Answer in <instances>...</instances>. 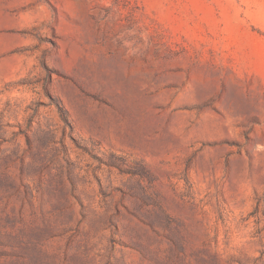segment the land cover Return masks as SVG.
<instances>
[{
  "label": "rangeland",
  "instance_id": "374dc122",
  "mask_svg": "<svg viewBox=\"0 0 264 264\" xmlns=\"http://www.w3.org/2000/svg\"><path fill=\"white\" fill-rule=\"evenodd\" d=\"M0 264H264V0H0Z\"/></svg>",
  "mask_w": 264,
  "mask_h": 264
}]
</instances>
